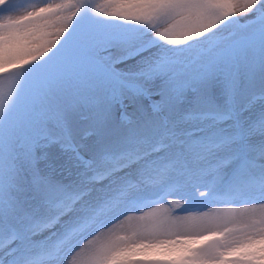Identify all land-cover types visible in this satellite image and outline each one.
<instances>
[{"label": "snow or ice", "instance_id": "6c2138e0", "mask_svg": "<svg viewBox=\"0 0 264 264\" xmlns=\"http://www.w3.org/2000/svg\"><path fill=\"white\" fill-rule=\"evenodd\" d=\"M0 264H264V0H0Z\"/></svg>", "mask_w": 264, "mask_h": 264}]
</instances>
